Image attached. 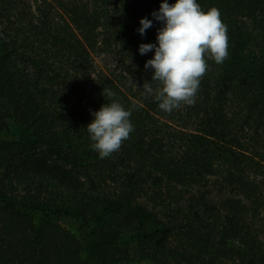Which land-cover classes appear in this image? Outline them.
<instances>
[{"label": "trees", "instance_id": "trees-1", "mask_svg": "<svg viewBox=\"0 0 264 264\" xmlns=\"http://www.w3.org/2000/svg\"><path fill=\"white\" fill-rule=\"evenodd\" d=\"M161 2L0 0V100L34 135L31 142L49 151L30 154L9 141L0 147V169L20 166L23 181L42 178L66 192L46 200L41 183L22 196L0 187V264H136L115 251L124 239H136L152 264H264V64L242 65L239 57L244 19L264 30V0H197L204 11L220 10L229 57L221 65L207 60L193 131L161 122L158 102L134 100L123 76L92 78L93 54L108 52L158 83L144 68L153 51L138 48L156 43L163 25L151 13ZM142 18L153 25L143 36ZM113 99L132 109L135 130L101 159L86 126ZM241 131L261 149L244 146ZM144 178L155 201L166 204L163 190L189 195L185 205L167 202L174 224L139 201L149 196ZM213 188L222 191L215 203L207 198ZM176 228L184 244L169 247Z\"/></svg>", "mask_w": 264, "mask_h": 264}, {"label": "clouds", "instance_id": "clouds-1", "mask_svg": "<svg viewBox=\"0 0 264 264\" xmlns=\"http://www.w3.org/2000/svg\"><path fill=\"white\" fill-rule=\"evenodd\" d=\"M151 15L163 26L157 30L156 43L140 44L138 52L145 55L153 51V57L145 62L144 68L153 70L151 81L158 82L159 86L154 90L145 82L143 94H154L159 109L170 114L181 105L195 104L201 80L209 67L208 59L217 65L228 59V27L218 8L204 11L197 0H175L171 5L162 0L158 11ZM139 23L137 31L141 36L153 26L147 18ZM129 80L132 83L130 75ZM103 91L110 98L116 95L111 90ZM91 115L93 119L86 126L93 142L91 148L99 158H109L135 130L130 119L132 109L126 110L113 99Z\"/></svg>", "mask_w": 264, "mask_h": 264}, {"label": "rangeland", "instance_id": "rangeland-1", "mask_svg": "<svg viewBox=\"0 0 264 264\" xmlns=\"http://www.w3.org/2000/svg\"><path fill=\"white\" fill-rule=\"evenodd\" d=\"M85 1V0H84ZM244 32H245V40L247 41L246 48L243 52L240 53V58L242 65H252L253 67L257 68L261 64H264V30L254 24L252 21H248L244 19ZM94 75L102 74L108 75L112 78H116L117 76H123L125 78V85L126 89L129 92L130 96L133 97L134 100H142L143 98H151L154 99L153 95H144V88L143 84L148 82L147 80H142L136 73L135 63L129 60L122 61L120 58L116 57L114 54L104 52V53H94L92 56ZM131 77L132 83H130L129 75ZM117 79V78H116ZM150 83V82H148ZM155 90L159 85L158 83H150ZM199 101V96L197 93L196 102L192 106L181 105L180 108L173 110L170 114L166 113L162 110H158L157 118L161 122L167 123L174 128L177 129H185L189 131L194 130V122L196 119L197 113L195 112V106ZM0 118L2 131H3V141L1 142V146L6 145L7 142H11L13 140L21 141L22 147L26 149L27 152L33 154V152L37 153V155H44L47 154L48 148L41 144H34L31 141L35 139L34 135L31 131H25L23 125L20 124L18 117L14 114L12 108L4 101L0 100ZM240 137L241 141L243 142L244 146H247L252 149L258 148L261 149L259 146V139L256 140L251 133L247 131H241ZM18 150L14 151L17 154ZM25 151V152H26ZM49 152V151H48ZM21 154L20 156L24 158ZM54 161H60L57 158L53 157ZM14 166H17L18 162L13 161ZM6 167H2L0 169V187L9 194L15 196H22L26 195L27 191L30 190L33 193H36V187L33 183L42 184L41 187V197L43 199H56L58 195L65 196L66 192L63 191L61 193L60 188L55 185V183L47 181L42 178H30L29 181L25 182L21 178L20 172H25L21 167H18V172L14 171L13 169L6 170ZM143 184L148 189L149 196H143L139 199V201L147 208L151 209L154 213H156L161 220L165 222H170L174 224L172 216H175L168 210L167 202L170 203H177L179 205H185L189 201V195H179L176 189L172 190H163L162 199L166 202V204L162 203L161 201H155L152 198L153 192L150 191L148 186L151 184L149 179L144 178ZM154 189V188H153ZM157 191V189H154ZM29 194V193H28ZM222 191L217 188H213L212 191L208 195V199L215 203L221 198ZM68 197V196H67ZM66 226L69 228H73L72 225H68L65 223ZM150 228H153L151 226ZM183 231L182 229L176 228L174 229L169 241V247H182L184 241L182 239ZM184 238V237H183ZM185 240V238H184ZM144 247V245H143ZM151 249V247H148ZM116 253L119 255L120 258H125L127 260L133 261L136 264H152L146 261L142 255L141 245L136 239H124L122 240L118 247L116 248Z\"/></svg>", "mask_w": 264, "mask_h": 264}]
</instances>
